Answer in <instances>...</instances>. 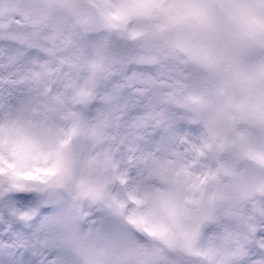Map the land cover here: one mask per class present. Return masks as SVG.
Segmentation results:
<instances>
[{
	"label": "snow or ice",
	"instance_id": "snow-or-ice-1",
	"mask_svg": "<svg viewBox=\"0 0 264 264\" xmlns=\"http://www.w3.org/2000/svg\"><path fill=\"white\" fill-rule=\"evenodd\" d=\"M0 264H264V0H0Z\"/></svg>",
	"mask_w": 264,
	"mask_h": 264
}]
</instances>
